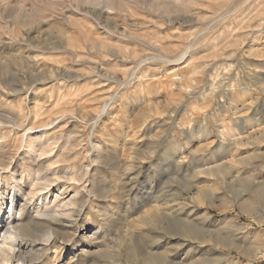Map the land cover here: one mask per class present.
Segmentation results:
<instances>
[{
	"label": "rangeland",
	"instance_id": "rangeland-1",
	"mask_svg": "<svg viewBox=\"0 0 264 264\" xmlns=\"http://www.w3.org/2000/svg\"><path fill=\"white\" fill-rule=\"evenodd\" d=\"M38 1L0 0L49 19L24 44L0 15V60L28 54L32 69L0 73V110L22 120L0 126L6 156L30 125L60 137L57 184L69 171L73 186L87 171L96 183L87 217L100 228L99 251L127 237L171 264H264V0H109L91 11L79 0ZM157 208L169 216L144 226ZM78 235L44 262L87 249ZM118 254L112 264H142ZM96 255L78 264H105Z\"/></svg>",
	"mask_w": 264,
	"mask_h": 264
},
{
	"label": "bare ground",
	"instance_id": "bare-ground-1",
	"mask_svg": "<svg viewBox=\"0 0 264 264\" xmlns=\"http://www.w3.org/2000/svg\"><path fill=\"white\" fill-rule=\"evenodd\" d=\"M23 2L25 3V1ZM38 2L41 3L40 1ZM108 2L109 0H79L80 6L84 7V9L87 8L90 11L91 9H98L102 4L109 6L110 4ZM48 4L52 8L61 6V3L58 1ZM22 5H20V7H22ZM36 7L32 5L30 10L18 9L16 11L15 9L14 11L13 9L12 11V9L8 6H0V15L2 19L5 20L6 25L9 26L11 35L15 34L14 29H19V31L23 32L25 35L26 39L16 38L19 43L25 44V42H28L30 38L29 36H31L32 33L37 32L43 25L49 22V19H46L42 14V9ZM4 42L5 38H2L0 34V45ZM20 55L19 58L21 59H16H19L20 61L13 59L15 61H12L13 65L10 66L6 65V62H11V59H4L2 57L3 60H0V73H9L13 74V76L18 74H32V69L26 62V60L28 61L30 59V55ZM107 104L108 103H105L103 108L100 107L102 109L101 112H105V110H107L109 106ZM34 113L36 112L34 111ZM3 121L15 124V122L20 123L22 120H20L19 117L10 116L0 110V126L3 124ZM46 125L42 124L38 127L30 125L29 127H26L24 132L20 135V144L18 145L19 148L12 156H6L4 149L2 151V148L6 147L4 146V144L6 145L5 138L10 135H6L5 133L2 134V132H0V264H46L44 259H47L48 253L51 250H54V253H58L62 246H65V244H72L73 238L76 237L75 235L78 233V237L82 239V247L84 246L87 249H81L77 254L72 253L66 264H78L79 262L81 263L83 257L85 258L91 255L94 256L96 254L101 255L102 261L104 260L105 264H112L113 262H117L116 260L117 257H119V251L124 252L129 261H133L140 256L142 264H171L168 262L166 255L159 253H145L143 251L138 252L137 246L133 242L132 238H122L120 242L116 243L117 250H113L112 253L99 251V249L96 248L99 243L93 242L101 236V234L99 236L100 228H94V231H92V228L88 226L90 218L88 219L87 217L89 215L87 212L91 213L93 208L92 197L96 191V183L94 179L90 180L91 176L87 173V171L84 174H80L79 181H81V185L79 187L73 186L69 184V182L74 183L76 176L74 172L69 171L63 173L66 184L64 183L60 186L57 184L60 171L52 169V165L55 164V161L53 160L57 158V155H61L59 148H57V152L54 153V148L55 146L57 147L59 141L58 138L60 137H57L54 133L50 137L46 136L45 132H43L44 129H42ZM225 128L221 133L222 138L224 139L225 136H228L234 140V128H230L228 130H225ZM180 132L182 134L184 133L183 130ZM233 142H237V140H234ZM94 147L95 146L92 148L94 149ZM66 149L64 148V151ZM19 150H21V152H19ZM87 151L89 152V150ZM211 172L212 171H210V173ZM76 173H78V171ZM83 183H86V186H84ZM69 188L73 189L72 196L66 198L63 197L68 191H70ZM251 210L252 211L249 210L248 212H251V214L255 213L254 217L258 215L259 218L262 219L263 216L261 211L255 209ZM167 213H165L166 215H163L157 208L142 216L140 221L146 227L151 225H154L155 227L158 221L163 220H160V218L169 216V213ZM82 215L85 217L83 216L84 218L81 219L80 216ZM84 222L85 225L83 224ZM102 222H108L107 218L103 219ZM256 256H263L262 251L259 249L254 250L253 257ZM73 258L78 260H76L77 263L76 261H71ZM96 263L98 264V262ZM50 264L54 263L50 262Z\"/></svg>",
	"mask_w": 264,
	"mask_h": 264
}]
</instances>
